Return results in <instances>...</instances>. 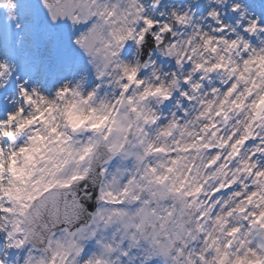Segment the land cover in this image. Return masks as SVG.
Returning <instances> with one entry per match:
<instances>
[{
    "label": "clouds",
    "instance_id": "9594fccd",
    "mask_svg": "<svg viewBox=\"0 0 264 264\" xmlns=\"http://www.w3.org/2000/svg\"><path fill=\"white\" fill-rule=\"evenodd\" d=\"M0 25V264H264V0H0Z\"/></svg>",
    "mask_w": 264,
    "mask_h": 264
},
{
    "label": "snow or ice",
    "instance_id": "6c2138e0",
    "mask_svg": "<svg viewBox=\"0 0 264 264\" xmlns=\"http://www.w3.org/2000/svg\"><path fill=\"white\" fill-rule=\"evenodd\" d=\"M97 264H99V262H97Z\"/></svg>",
    "mask_w": 264,
    "mask_h": 264
}]
</instances>
